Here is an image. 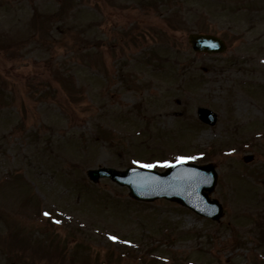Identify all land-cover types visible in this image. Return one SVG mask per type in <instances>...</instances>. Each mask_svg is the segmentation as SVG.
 Segmentation results:
<instances>
[{
  "label": "rangeland",
  "instance_id": "rangeland-1",
  "mask_svg": "<svg viewBox=\"0 0 264 264\" xmlns=\"http://www.w3.org/2000/svg\"><path fill=\"white\" fill-rule=\"evenodd\" d=\"M260 2L0 0V264H264ZM180 157L214 165L219 222L86 175Z\"/></svg>",
  "mask_w": 264,
  "mask_h": 264
},
{
  "label": "water",
  "instance_id": "water-1",
  "mask_svg": "<svg viewBox=\"0 0 264 264\" xmlns=\"http://www.w3.org/2000/svg\"><path fill=\"white\" fill-rule=\"evenodd\" d=\"M190 42L200 51L217 52L225 49L219 38L209 34H191ZM199 116L209 124L217 121V114L209 108L200 107ZM252 158L253 156H246L245 160ZM87 175L93 181L105 176L110 177L118 184L127 185L130 188L129 194L138 199L153 200L163 196L181 202L212 219H219L224 214L219 201L209 197L218 178L212 164L176 162L164 172L143 167H129L126 170L100 167L90 169Z\"/></svg>",
  "mask_w": 264,
  "mask_h": 264
},
{
  "label": "snow or ice",
  "instance_id": "snow-or-ice-1",
  "mask_svg": "<svg viewBox=\"0 0 264 264\" xmlns=\"http://www.w3.org/2000/svg\"><path fill=\"white\" fill-rule=\"evenodd\" d=\"M187 159H191V157H180L179 158V160L181 161V162H183V161H185V160H187ZM145 167H155V165H144ZM45 215H51V213H45ZM112 239L113 240H116V239H118L117 237H115V236H113L112 237Z\"/></svg>",
  "mask_w": 264,
  "mask_h": 264
}]
</instances>
